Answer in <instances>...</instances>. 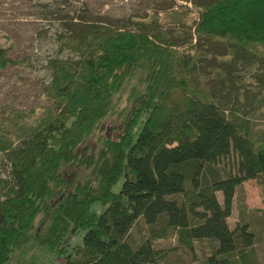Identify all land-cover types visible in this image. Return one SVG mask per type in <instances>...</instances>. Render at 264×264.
<instances>
[{
  "label": "trees",
  "instance_id": "obj_1",
  "mask_svg": "<svg viewBox=\"0 0 264 264\" xmlns=\"http://www.w3.org/2000/svg\"><path fill=\"white\" fill-rule=\"evenodd\" d=\"M189 1L198 38L264 45V0ZM134 20V29L105 26L99 34L71 21L70 46L80 51L49 61L53 107L0 117L9 167L0 177V264L32 238L40 215L49 222L37 237L61 264H189L153 247L170 234L190 252L209 242L199 264L254 262V232L247 223L231 229L226 218L241 182L261 176L264 184V132L251 136L245 117H229L192 86L195 60L150 27L154 19ZM9 61L0 48V65ZM112 118L117 132L102 133ZM140 223L146 234L137 240Z\"/></svg>",
  "mask_w": 264,
  "mask_h": 264
},
{
  "label": "rangeland",
  "instance_id": "obj_2",
  "mask_svg": "<svg viewBox=\"0 0 264 264\" xmlns=\"http://www.w3.org/2000/svg\"><path fill=\"white\" fill-rule=\"evenodd\" d=\"M189 0H0V48L10 59L0 65V117L12 110L34 109L40 115L54 103L48 94L51 59L76 58L79 54L69 37L71 21L81 22L95 34L105 26L138 27L134 19L146 17L150 27L165 32L176 42L179 52L195 60L190 74L192 86L223 103L227 115L247 119V130L253 137L264 132V45L238 46L224 38H198L191 24L196 16ZM189 9V10H188ZM127 91L119 98L118 111L126 104ZM180 93H178L179 97ZM117 120V121H116ZM118 118L105 119L101 132L111 128ZM107 129V130H106ZM236 154L223 159L227 166ZM227 159V161H226ZM8 163L0 152V177H8ZM263 178L241 182L233 195L232 211L226 221L231 229L248 224L254 232L249 250L252 264H264V195ZM217 198L222 201L221 193ZM48 216L40 215L34 224L32 238L21 245L7 264H61L63 258L42 242L41 234ZM146 225L138 224L133 236L139 240ZM37 237V238H36ZM79 241V237L73 239ZM194 251L181 247L176 235L155 238L153 247L169 249L167 258L177 263L199 264L210 250L206 240L196 241ZM193 257L197 258L194 259Z\"/></svg>",
  "mask_w": 264,
  "mask_h": 264
}]
</instances>
